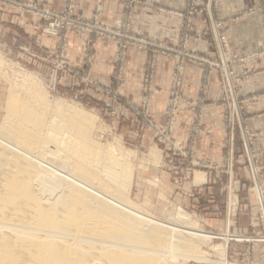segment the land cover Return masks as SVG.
Returning <instances> with one entry per match:
<instances>
[{"label":"rangeland","instance_id":"374dc122","mask_svg":"<svg viewBox=\"0 0 264 264\" xmlns=\"http://www.w3.org/2000/svg\"><path fill=\"white\" fill-rule=\"evenodd\" d=\"M84 1L0 0V126L9 105L26 103L49 126L57 117L82 148L127 166L125 187L112 190L165 232L191 241L193 228L205 242L197 249L203 259L172 264H264V150L250 128L223 0H186L169 46L135 31L142 0H115L120 8L108 15L106 0ZM252 3L240 15L258 13L264 36V0ZM199 39L212 54L189 49ZM139 51L146 60L137 67ZM166 58L175 61L167 98L159 74ZM188 65L202 74L196 98L184 94ZM215 105L220 114L205 112ZM213 130L219 159L203 145ZM50 151L43 150L45 165L54 169ZM178 209L191 223L178 221Z\"/></svg>","mask_w":264,"mask_h":264},{"label":"bare ground","instance_id":"6f19581e","mask_svg":"<svg viewBox=\"0 0 264 264\" xmlns=\"http://www.w3.org/2000/svg\"><path fill=\"white\" fill-rule=\"evenodd\" d=\"M9 106L0 126V264H172L171 258L179 256L203 259L197 249L205 242L193 228L191 241L167 233L110 188L125 187L127 166L95 149L86 151L57 117L49 126L43 113L26 103ZM46 148L58 160L54 169L45 165ZM62 153L75 162L61 160ZM176 217L186 225L191 220L181 209Z\"/></svg>","mask_w":264,"mask_h":264},{"label":"crops","instance_id":"0c3cea01","mask_svg":"<svg viewBox=\"0 0 264 264\" xmlns=\"http://www.w3.org/2000/svg\"><path fill=\"white\" fill-rule=\"evenodd\" d=\"M106 0L104 13L110 14L112 9L120 8V3H111ZM85 5H92L90 0H85ZM254 0H223L220 7V13L225 19L235 20L234 17H240L239 20L229 21L228 34L231 48L235 54L241 59L238 63V74L244 78L242 86V96L248 99L247 110L250 116V128L257 133V146L264 150V36L260 15L249 14L244 17L240 15L245 11ZM83 2L81 1V4ZM94 4V3H93ZM186 0H142L141 5L136 9L135 13V31H138L141 37H150L165 41V45L176 43L178 34L180 33L182 21L175 16V13H183ZM160 8L163 12L160 14L156 11ZM88 12V10L86 11ZM199 32L205 29L203 26L197 27ZM195 41V40H194ZM189 49L196 51L211 53L209 43L203 39L192 42ZM145 54L139 51L134 66H142L145 64ZM175 61L173 59L159 60V74L162 73L163 94L161 96L168 97L167 92L170 89L172 71ZM164 66L165 68H161ZM140 71V70H139ZM140 75V74H139ZM201 70L198 67L188 65L186 70V79L184 83V94L189 98L198 96L197 86L201 80ZM159 78V77H158ZM220 114L222 112L219 106L209 107L208 111ZM218 138L216 132L211 131V135L204 138L203 145L209 156L219 159L221 150L218 149Z\"/></svg>","mask_w":264,"mask_h":264}]
</instances>
